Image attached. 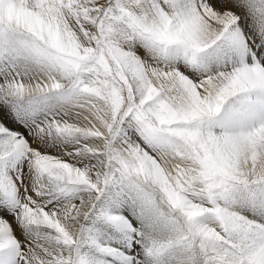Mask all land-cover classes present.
I'll return each instance as SVG.
<instances>
[{"label": "snow or ice", "instance_id": "snow-or-ice-1", "mask_svg": "<svg viewBox=\"0 0 264 264\" xmlns=\"http://www.w3.org/2000/svg\"><path fill=\"white\" fill-rule=\"evenodd\" d=\"M0 264H264V0H0Z\"/></svg>", "mask_w": 264, "mask_h": 264}]
</instances>
